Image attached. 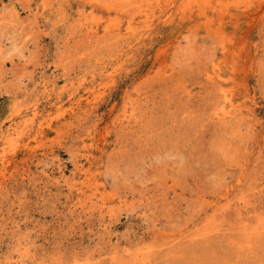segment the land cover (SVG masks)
Masks as SVG:
<instances>
[{
	"label": "rangeland",
	"instance_id": "rangeland-1",
	"mask_svg": "<svg viewBox=\"0 0 264 264\" xmlns=\"http://www.w3.org/2000/svg\"><path fill=\"white\" fill-rule=\"evenodd\" d=\"M0 264H264V0H0Z\"/></svg>",
	"mask_w": 264,
	"mask_h": 264
}]
</instances>
